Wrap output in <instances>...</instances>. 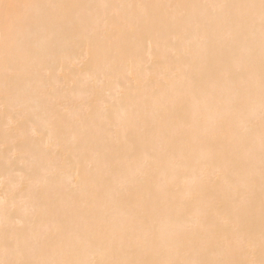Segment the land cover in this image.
Segmentation results:
<instances>
[{
	"label": "bare ground",
	"instance_id": "6f19581e",
	"mask_svg": "<svg viewBox=\"0 0 264 264\" xmlns=\"http://www.w3.org/2000/svg\"><path fill=\"white\" fill-rule=\"evenodd\" d=\"M39 2L109 7L79 10L85 23L58 31L11 79L7 99L0 66V240L6 228L94 224L105 209L86 178L97 189L121 187L118 208L107 209L115 216L158 207L173 227L199 215L218 234L236 229L245 238L254 228L258 237V202L254 224L231 206L230 130L218 122L230 93L248 85L243 45L202 48L195 25L173 19L176 10L146 16L137 7L258 0ZM255 64L258 71V51Z\"/></svg>",
	"mask_w": 264,
	"mask_h": 264
},
{
	"label": "snow or ice",
	"instance_id": "6c2138e0",
	"mask_svg": "<svg viewBox=\"0 0 264 264\" xmlns=\"http://www.w3.org/2000/svg\"><path fill=\"white\" fill-rule=\"evenodd\" d=\"M94 7L109 5L0 0V66L6 99L15 95L9 87L11 79L27 70L58 31L76 22L85 23L79 10ZM137 7L144 9L146 16L153 8L176 10L173 19L185 18L186 23L194 24L202 48L214 40L243 45L248 85L230 93L228 107L218 122L227 123L230 130L233 159L228 165L233 171L225 183L231 189V206L237 217L246 213L254 224L258 202V237L254 228L245 238L236 229L218 234L199 215L183 227H173L158 207L149 213L130 208L115 216L107 209L118 208L121 187L109 182L97 189L98 181L86 178L85 183L94 188L90 198L105 209L96 222L85 221L83 227L71 230L58 226L54 233L46 228L19 232L6 228L0 240V264H264V0ZM184 9L202 11L200 16L185 17ZM4 211L7 217L6 207Z\"/></svg>",
	"mask_w": 264,
	"mask_h": 264
}]
</instances>
